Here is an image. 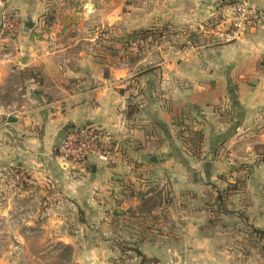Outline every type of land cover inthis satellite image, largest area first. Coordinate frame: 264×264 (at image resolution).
Here are the masks:
<instances>
[{"label": "crops", "instance_id": "crops-1", "mask_svg": "<svg viewBox=\"0 0 264 264\" xmlns=\"http://www.w3.org/2000/svg\"><path fill=\"white\" fill-rule=\"evenodd\" d=\"M232 1L163 0L154 7L155 23L185 27L186 46L157 47L135 65L143 73L137 97L118 83L136 69L110 59L100 66L94 37H68L70 25L59 10L46 37L33 35L30 20L49 10V3L38 8L36 0H9L27 26L19 40L2 33L0 5V94H16L0 99V188L5 170L26 173L25 193L34 206L26 231H44L49 220L69 218V203L97 214L102 200L110 209L136 207L126 193L128 178L146 166L163 167L185 195L194 188L204 195L224 172L245 176L249 170L250 207L264 212V24L252 25L242 39L220 40L218 32L232 21ZM251 1L264 9V0ZM68 2L75 11L82 0ZM131 99L138 108L128 115ZM90 125L113 140L114 158L92 155L73 165L57 148L70 130ZM105 218L107 229L113 227L112 209Z\"/></svg>", "mask_w": 264, "mask_h": 264}, {"label": "rangeland", "instance_id": "rangeland-1", "mask_svg": "<svg viewBox=\"0 0 264 264\" xmlns=\"http://www.w3.org/2000/svg\"><path fill=\"white\" fill-rule=\"evenodd\" d=\"M36 1L38 8L45 3L50 7L40 9L38 16L30 20L35 23L33 35L46 37L59 10V17L70 25L68 37H94L100 66L105 67L110 59L113 63L120 60L129 63L132 70L136 69L133 75L118 81L132 97L133 92L138 96L143 74L139 73L142 67L135 65L144 56L153 55L157 47L167 51L183 50L186 46L185 27L153 21L154 7L163 0H82L75 11L69 9L68 0ZM88 2L93 6H88ZM0 5L1 22L7 12L20 24L19 32L8 36L19 40L27 26L9 6V0H0ZM43 16L46 17L42 23ZM143 30L146 33L140 34ZM84 47L88 45L85 43ZM154 61L144 60L146 68L164 59ZM13 97L16 94L12 91L0 94L2 102ZM193 148L199 157L198 147ZM11 176L12 170L1 174L0 264H264V241L252 231V226L264 229V212L250 207L247 181L234 186L236 174L232 170L209 183L204 195L199 190L195 192V188L192 195H185L182 184L175 187L174 182L168 181L163 167L146 166L128 178L126 193L134 197L133 203L138 201L136 207L111 205L113 217L117 218L113 227L107 229L105 217L110 216L111 209L108 200H102V211L98 214L78 212L71 203L65 205L71 216L55 222L49 220V228L44 231H26L28 213L34 206L25 193V182L10 187ZM217 189L225 192L226 207L231 211L221 212L219 218H216ZM241 212L246 219L239 216ZM137 251L145 255L144 261Z\"/></svg>", "mask_w": 264, "mask_h": 264}, {"label": "built area", "instance_id": "built-area-1", "mask_svg": "<svg viewBox=\"0 0 264 264\" xmlns=\"http://www.w3.org/2000/svg\"><path fill=\"white\" fill-rule=\"evenodd\" d=\"M232 21L230 28L218 32V38L224 42L239 40L255 24H264V9L256 7L251 0H236L232 4ZM20 24L11 14L5 12L2 15L1 31L6 36L18 33ZM264 63V57L262 59ZM114 142L106 137L103 132L94 126H84L70 130L59 144L57 151L66 161L73 165L85 162L90 156L111 162L114 153ZM10 187H16L27 181V175L23 170H12Z\"/></svg>", "mask_w": 264, "mask_h": 264}, {"label": "trees", "instance_id": "trees-1", "mask_svg": "<svg viewBox=\"0 0 264 264\" xmlns=\"http://www.w3.org/2000/svg\"><path fill=\"white\" fill-rule=\"evenodd\" d=\"M144 33H146V30L140 31V34H144ZM128 106H129L128 115H132L138 108V104L135 102H131V101H130ZM114 148L111 150L112 153H114V150H115ZM84 164H85V162H84ZM14 170L19 171L20 169H18V167H16V168H14ZM248 173H249V170H248V172L246 171L245 176H247ZM245 176H243V175L242 176H240V175L236 176L235 177L236 182L234 183V186H238V183H242L244 185L245 180L247 178ZM219 178H223V176H219ZM213 185L214 184H212V186ZM208 193L209 192H207V194ZM216 201L218 202V210L216 211V218H219V215L221 214V212L231 213V211L228 210L226 207V194H225V192H223L220 189H217ZM243 214L244 213L241 212V213H239V216L242 217L243 219H246L245 215H243ZM116 220H117V218H113L112 223H116ZM252 231L254 233H256V235L264 241V229L252 226ZM262 249L264 251V245H263ZM137 252H138V254L142 255V257H143L142 261H144L146 258L145 255H143L140 251H137Z\"/></svg>", "mask_w": 264, "mask_h": 264}, {"label": "water", "instance_id": "water-1", "mask_svg": "<svg viewBox=\"0 0 264 264\" xmlns=\"http://www.w3.org/2000/svg\"><path fill=\"white\" fill-rule=\"evenodd\" d=\"M117 177V176H116Z\"/></svg>", "mask_w": 264, "mask_h": 264}]
</instances>
